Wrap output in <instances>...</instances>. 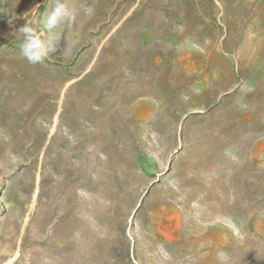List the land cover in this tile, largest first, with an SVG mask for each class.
Here are the masks:
<instances>
[{"label":"rangeland","instance_id":"obj_1","mask_svg":"<svg viewBox=\"0 0 264 264\" xmlns=\"http://www.w3.org/2000/svg\"><path fill=\"white\" fill-rule=\"evenodd\" d=\"M54 3L0 0V264H131L201 152L227 215L228 180L237 217L262 219L264 0H71L57 51L29 63L18 30ZM252 232L223 264H264Z\"/></svg>","mask_w":264,"mask_h":264},{"label":"crops","instance_id":"obj_2","mask_svg":"<svg viewBox=\"0 0 264 264\" xmlns=\"http://www.w3.org/2000/svg\"><path fill=\"white\" fill-rule=\"evenodd\" d=\"M225 152L235 162H238L229 150L226 149ZM202 155L201 152L199 157L194 161L190 160L184 166L185 189L182 192L174 189V208L160 206L156 213L154 211L150 228L153 234V251L150 252L146 245H142L137 240L136 260L130 261L131 264H161L165 262L166 264H223L224 262L218 258V253L221 252L224 245L234 242L242 245L244 241L250 240L249 236L253 235L252 231L264 236V217L258 220L248 216L244 219L237 217L240 209L237 192L228 180L226 186L230 191L225 204L228 205L227 209L232 213V216L227 215V212L223 210L224 203L221 202L223 194L217 187L208 189L210 174H206L204 171ZM253 161L255 165L264 167V143L253 149ZM172 165L173 163L169 161H164L162 164L156 162L151 165L150 174L141 172L147 177L146 182L149 184L141 196L140 208L148 203L147 197L155 184L160 185L164 177L172 174ZM216 171H219V167L213 168L211 173ZM140 208L136 211V215ZM133 225L136 231V226L140 228L137 221L133 222ZM240 229L242 238L239 233ZM155 237L157 241H155ZM161 251L164 254L160 253ZM151 253L155 256L150 257Z\"/></svg>","mask_w":264,"mask_h":264},{"label":"clouds","instance_id":"obj_3","mask_svg":"<svg viewBox=\"0 0 264 264\" xmlns=\"http://www.w3.org/2000/svg\"><path fill=\"white\" fill-rule=\"evenodd\" d=\"M76 9L71 0H55L51 10H46L38 21L26 20L19 28L24 36L20 44V54L32 64H43L56 51L58 43L57 29L61 25H70L75 22ZM222 262L228 260L227 254L218 253Z\"/></svg>","mask_w":264,"mask_h":264},{"label":"bare ground","instance_id":"obj_4","mask_svg":"<svg viewBox=\"0 0 264 264\" xmlns=\"http://www.w3.org/2000/svg\"><path fill=\"white\" fill-rule=\"evenodd\" d=\"M17 10V9H16ZM16 12V11H15ZM73 82H71L69 85H71ZM68 86V85H67ZM61 110H59V112H60ZM58 112V113H59ZM56 121V120H55ZM137 227V233L139 234V227L138 226H136ZM142 242V245H145L146 243H145V241L144 240H142L141 241ZM156 259V258H155ZM11 260V259H10ZM153 261V260H152ZM157 261H158V259H157ZM9 262V261H8ZM153 262H156V261H153ZM153 262H151V263H153ZM158 263V262H157ZM160 263V262H159ZM166 263V262H165ZM11 264V263H10ZM162 264V263H161Z\"/></svg>","mask_w":264,"mask_h":264}]
</instances>
